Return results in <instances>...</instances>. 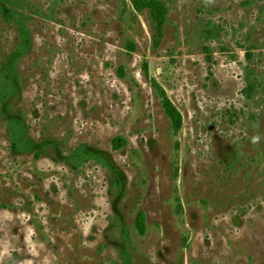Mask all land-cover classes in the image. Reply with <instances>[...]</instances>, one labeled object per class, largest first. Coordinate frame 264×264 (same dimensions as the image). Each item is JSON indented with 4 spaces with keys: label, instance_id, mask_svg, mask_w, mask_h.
I'll use <instances>...</instances> for the list:
<instances>
[{
    "label": "rangeland",
    "instance_id": "1",
    "mask_svg": "<svg viewBox=\"0 0 264 264\" xmlns=\"http://www.w3.org/2000/svg\"><path fill=\"white\" fill-rule=\"evenodd\" d=\"M7 1L32 43L12 63L0 4V264H264V0H159L157 46L131 0Z\"/></svg>",
    "mask_w": 264,
    "mask_h": 264
},
{
    "label": "trees",
    "instance_id": "2",
    "mask_svg": "<svg viewBox=\"0 0 264 264\" xmlns=\"http://www.w3.org/2000/svg\"><path fill=\"white\" fill-rule=\"evenodd\" d=\"M132 5L136 12L143 13L148 12L153 23L154 29V38L155 45L157 46L162 39L164 26L167 19L168 10L164 3L159 0H131ZM1 4V13L4 17V20L9 23H16L18 27L19 37H20V46L16 53L11 57L12 63L18 60L19 58L25 56L31 47V34L27 27V18L23 13L18 12L10 8L9 1L0 0ZM10 73V72H9ZM8 78V75L6 74ZM247 89L246 93H251L254 89L255 84L249 79L247 80ZM155 88L160 90L157 85ZM161 97L163 99V110L165 115L171 122L172 128L175 132H179L182 128V116L179 110L174 106V104L166 97V94L160 90ZM1 94V92H0ZM4 103V97L0 95V104ZM10 128V136L13 142V148L17 152H35L39 153L37 146L34 142H31L26 134L25 124L16 118H11L8 121ZM119 143L117 148L121 149L124 145V140L119 138L117 139ZM103 162L101 156L98 154L87 150L85 148L78 149L73 156L71 157V162H78V166H82L91 160H97ZM104 163V162H103ZM74 164V163H73ZM136 227L140 235L145 234L146 229V215L141 212L139 213L136 220ZM122 264H132L130 254L125 249L122 251Z\"/></svg>",
    "mask_w": 264,
    "mask_h": 264
},
{
    "label": "clouds",
    "instance_id": "3",
    "mask_svg": "<svg viewBox=\"0 0 264 264\" xmlns=\"http://www.w3.org/2000/svg\"><path fill=\"white\" fill-rule=\"evenodd\" d=\"M258 140V137L253 138V142H256Z\"/></svg>",
    "mask_w": 264,
    "mask_h": 264
}]
</instances>
